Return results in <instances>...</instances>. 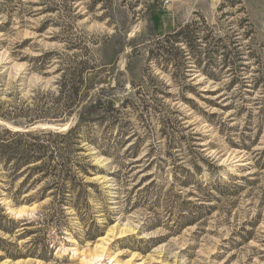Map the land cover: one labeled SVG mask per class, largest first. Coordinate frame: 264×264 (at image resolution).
Wrapping results in <instances>:
<instances>
[{"label": "rangeland", "instance_id": "374dc122", "mask_svg": "<svg viewBox=\"0 0 264 264\" xmlns=\"http://www.w3.org/2000/svg\"><path fill=\"white\" fill-rule=\"evenodd\" d=\"M80 62L65 120L0 121L83 119L62 172L0 167V264H264V0H0V101L49 107Z\"/></svg>", "mask_w": 264, "mask_h": 264}, {"label": "trees", "instance_id": "16d2710c", "mask_svg": "<svg viewBox=\"0 0 264 264\" xmlns=\"http://www.w3.org/2000/svg\"><path fill=\"white\" fill-rule=\"evenodd\" d=\"M195 23L192 21L185 24L167 34L162 41L157 40L159 54L169 57L166 58V63L172 61L176 63L177 55L186 53L182 49L184 45L193 49L192 43L199 40L197 32L193 30ZM25 44L26 42H22L19 47H24ZM165 44H170V47ZM50 56L51 52H45L33 58V61L39 64V69L44 70ZM186 56L188 55L183 57ZM61 71V76L56 81L57 96L51 98L49 107L47 101L40 103L41 100L37 98H32L31 102L25 101L21 104H16V101L11 99L9 102L0 101V121L18 126L44 120H65L69 117L82 103L81 88L85 81L86 70L84 63L80 62ZM2 90L3 86L0 84V95ZM48 95L51 94L46 93L44 97ZM9 96L13 97L12 94H8L7 97ZM82 122L83 119H80L66 133L41 131L35 134H26L0 127V167L6 169L10 165L12 172L16 173L24 167L35 165L44 159H58L59 164L54 168L55 171L59 169L62 172L65 164L60 161L65 159L66 148L69 147L73 138H78V130Z\"/></svg>", "mask_w": 264, "mask_h": 264}, {"label": "water", "instance_id": "95a60500", "mask_svg": "<svg viewBox=\"0 0 264 264\" xmlns=\"http://www.w3.org/2000/svg\"><path fill=\"white\" fill-rule=\"evenodd\" d=\"M66 126L62 124H56L53 128L57 130H63Z\"/></svg>", "mask_w": 264, "mask_h": 264}, {"label": "bare ground", "instance_id": "6f19581e", "mask_svg": "<svg viewBox=\"0 0 264 264\" xmlns=\"http://www.w3.org/2000/svg\"><path fill=\"white\" fill-rule=\"evenodd\" d=\"M67 126V125H66ZM66 130V129H65ZM63 131V130H62Z\"/></svg>", "mask_w": 264, "mask_h": 264}]
</instances>
